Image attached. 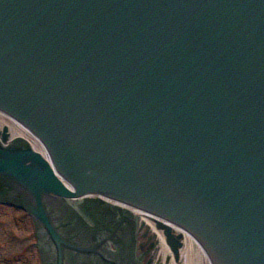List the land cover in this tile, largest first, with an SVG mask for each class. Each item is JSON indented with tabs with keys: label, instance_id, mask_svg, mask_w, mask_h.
<instances>
[{
	"label": "water",
	"instance_id": "1",
	"mask_svg": "<svg viewBox=\"0 0 264 264\" xmlns=\"http://www.w3.org/2000/svg\"><path fill=\"white\" fill-rule=\"evenodd\" d=\"M0 109L50 154L0 144V177L59 257L43 197L100 192L264 264V0H0Z\"/></svg>",
	"mask_w": 264,
	"mask_h": 264
},
{
	"label": "bare ground",
	"instance_id": "2",
	"mask_svg": "<svg viewBox=\"0 0 264 264\" xmlns=\"http://www.w3.org/2000/svg\"><path fill=\"white\" fill-rule=\"evenodd\" d=\"M6 134V140L4 142L1 141V136L2 132ZM0 144L4 147H14L18 146L20 148H27L30 149L32 152L40 155L45 159L49 164V158L48 155L42 146L40 140L34 136L29 130L24 128L21 124L10 118L9 116L3 114L0 112ZM60 178V177H59ZM61 182L65 184L67 187L68 191L71 193H74V188L68 183L65 182L63 179H61ZM49 196V195H48ZM58 201H60L62 204L68 205L71 208L77 210V206H81L82 204H86L87 202H94L93 204L97 209L102 208V205L111 207L113 210H119L120 212L126 213L131 215L133 218L137 219L136 224L138 227H142L144 229H148L150 234L152 236H155L156 239V245H155V250H153L154 254V261L153 264H211L209 257L205 253V251L202 249V247L196 242V240L189 235L187 232L184 230L176 227V226H171L172 231L175 232L176 234H179L182 236V245L181 248L179 249V260L177 261L173 254L171 253L170 248L167 246L165 243V237L162 233L161 230L157 229V222L163 223L165 226H169L165 222H160L149 215L141 212L140 210H137L131 206L124 205L122 203L113 201L111 199H108L104 197L101 194L98 193H86L84 195H70L66 199H61L60 198H49L46 197L44 200V205L47 210V205H53L55 206ZM58 203L56 207V213L60 215L62 214L63 211L61 209L60 204ZM60 206V207H58ZM121 209V210H120ZM48 217L50 218V221H52V227L54 229H59L61 233H63V230L61 229V226L50 216L49 212H47ZM85 219L86 216L83 215ZM135 224V225H136ZM167 224V225H166ZM62 235V234H60ZM68 236V233H67ZM64 239L67 241V238L64 237ZM70 243L74 246H78V248L82 249L84 246H80V244L83 243L82 239L80 236L78 237H69ZM69 241V240H68ZM94 249V245L92 246ZM79 255L81 258H85L86 256L82 255L80 251H78ZM61 254H69V250L66 248H63L61 251ZM79 257L76 256V259ZM64 264L66 262L64 261Z\"/></svg>",
	"mask_w": 264,
	"mask_h": 264
},
{
	"label": "flooded vegetation",
	"instance_id": "3",
	"mask_svg": "<svg viewBox=\"0 0 264 264\" xmlns=\"http://www.w3.org/2000/svg\"><path fill=\"white\" fill-rule=\"evenodd\" d=\"M92 222L88 224L89 235L94 234L96 237L93 243L86 244L91 247L94 245L96 248L93 252L84 254L85 258L78 256V259H70L69 264H151V253L155 244L141 228H134L126 221L121 228L106 227L103 222H99L96 227L94 226L96 222L94 220ZM105 235H109L111 241L98 245V241L105 238ZM140 239L145 241L140 242ZM65 262L68 264L67 260Z\"/></svg>",
	"mask_w": 264,
	"mask_h": 264
},
{
	"label": "rangeland",
	"instance_id": "4",
	"mask_svg": "<svg viewBox=\"0 0 264 264\" xmlns=\"http://www.w3.org/2000/svg\"><path fill=\"white\" fill-rule=\"evenodd\" d=\"M54 209L50 206L53 219L65 228L66 219ZM44 236L26 213L0 206V264H43L38 246L40 241L44 240ZM141 241L145 240L140 239ZM44 253L47 251L44 250ZM69 262L70 260H67L68 264Z\"/></svg>",
	"mask_w": 264,
	"mask_h": 264
}]
</instances>
